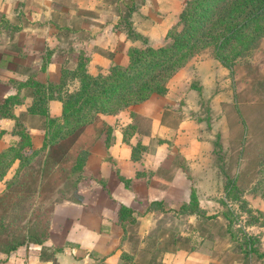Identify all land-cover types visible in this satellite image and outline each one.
I'll use <instances>...</instances> for the list:
<instances>
[{"label": "crops", "instance_id": "1", "mask_svg": "<svg viewBox=\"0 0 264 264\" xmlns=\"http://www.w3.org/2000/svg\"><path fill=\"white\" fill-rule=\"evenodd\" d=\"M169 1L146 0L134 15L138 31L155 48L165 44L167 33L182 10L183 0H174L175 7L168 10ZM112 4L108 0H0V25L9 21L21 27L15 34L8 26L0 27V101L16 94L14 83H24L31 78L43 83L58 82L64 66H77L81 52L90 58L92 74L99 70L107 72L112 63L128 65V50L139 47L140 43L128 40L120 28L121 14L116 5L113 4L116 13L110 11ZM104 5L109 11H104ZM152 6L155 11L150 10ZM161 8L168 10L167 15L158 13ZM68 34L76 40L63 41L62 36L68 37ZM66 43L68 50H64ZM52 66L59 68L55 76L43 78ZM207 67H210L207 62L203 67L196 66L201 81L204 79L202 71ZM189 68V64L186 65L170 80L167 95H155L128 111L105 117L115 127L116 139L109 151L105 137L94 146L82 181L90 182L91 186L80 187L81 198L77 201L59 199L61 202L51 211L50 237L44 244L30 243L9 257L0 255V264H124L122 255L129 253L126 248L129 239H125L124 229L115 216L120 203L134 211L139 245L151 242L154 251L166 242L167 250L156 258V264H246L245 255L234 250V242L226 233L228 221L219 214L217 190L206 185L215 181L220 189L222 183L214 142L200 139V126L192 117L176 118L175 111L173 114L170 109L176 105L177 97V92L171 91L172 84H176L180 73H192ZM176 86H180L179 82ZM196 93L191 90L189 95ZM29 103L28 98L26 105L17 109V115L25 113ZM50 111L54 116L60 115L61 103L52 101ZM132 112L151 120L152 134L142 138L139 132L129 145L124 142L123 128L133 122ZM28 127L31 132L34 130L35 146L41 147L44 131L43 135L37 133L41 126ZM12 128V121L2 123L6 133L0 134V152L17 141V137L11 135ZM173 133L175 137L171 140ZM155 136L160 137L156 142L153 141ZM138 143L145 146L147 152L136 162L132 159L131 145ZM148 156L150 164L146 161ZM112 163L118 165V176ZM139 171L146 175L137 178ZM119 174L130 180L129 187L120 180ZM166 175L173 179H168L173 181L168 189L164 186ZM2 188L3 183H0V191ZM174 188L180 190L174 192ZM191 188L196 189L192 194L197 195L200 207L216 218L201 221L197 216L175 212L191 201ZM153 202H163L164 212L149 211ZM256 207L264 212V199ZM218 225L221 234L207 230L208 226L212 230ZM252 227L256 226H248V229ZM258 227L264 229V226ZM172 234H176L177 239ZM173 239L175 243L171 246L168 243ZM208 244H211L209 248Z\"/></svg>", "mask_w": 264, "mask_h": 264}, {"label": "trees", "instance_id": "2", "mask_svg": "<svg viewBox=\"0 0 264 264\" xmlns=\"http://www.w3.org/2000/svg\"><path fill=\"white\" fill-rule=\"evenodd\" d=\"M108 1H112L121 14L120 28L128 40L140 43L139 47L128 50V65L112 63L107 72L99 70L97 74H92L89 71L90 58L81 52L77 66H64L58 82L43 83L31 78L24 83H14L16 94L0 101V134L6 133L2 130V123L12 121L11 135L17 137L15 143L0 152V183H3L0 191V255L9 257L20 247L30 243L42 245L49 239L52 210L43 211L44 206L39 202L44 193V185L53 174L57 185L65 177L68 192L71 189L78 190L85 179L84 169L92 145L77 151L74 159L63 156L64 163L56 162L61 168L56 163L55 168L50 165L55 150L75 140L83 131H90V128L98 130L93 143L105 137L106 146L110 149L116 139V129L105 119L106 116L128 111L155 95H167L170 80L192 58L198 56L209 53L211 59L219 61L232 73L243 72L252 66L249 58L255 51L261 50L264 41V0H183L177 22L169 29L165 44L158 48L153 47L135 25L134 15L146 0H142L143 3L130 0L125 14L120 4L123 1L126 3V0ZM2 26H8L13 34L21 30L18 24L9 21L1 22ZM253 82L254 88L264 90L262 77L255 75ZM28 98L30 103L22 114L26 117L39 116L44 120V142L39 148L34 144L23 115L16 113L19 107L26 105ZM52 101H59L62 105V112L58 116L51 114ZM239 113L243 126V155L247 121L240 109ZM131 117L133 122L123 128L124 142L129 145L131 139L140 132V122L144 119L134 112ZM222 138L221 134L216 137L214 156L218 160L217 168L226 198L221 201V205L226 208V212L221 213L228 221L226 233L234 242V250L245 255L246 264H251L254 257L263 261L261 236L250 234L237 226L239 213L229 209L228 204L240 203L241 211L253 216L246 223L247 227L264 226L261 218L255 217L248 201L244 199V194L250 190L259 193L264 199V153H259L260 161L256 171L260 179L249 189V183L245 185L240 175L231 174ZM131 147L132 159L141 161L147 148L140 143ZM69 161L71 164L65 165ZM145 175L144 171L137 172V178ZM119 177L127 187L130 186V180L120 174ZM60 190L63 196L60 200H67L64 196L66 192ZM153 210L164 212L163 202H153L149 211ZM175 212L197 216L201 221L216 218V215L209 216L200 207L196 194H192L191 201ZM258 213L264 216V212ZM115 216L117 223L124 229L125 239H129V226L138 225L134 211L120 203ZM172 236L177 239L176 234ZM174 243L175 239L168 244L172 246ZM148 245L152 246V243ZM160 245L155 254L167 250L165 241ZM155 254H152L148 264L156 261L158 256ZM122 258L124 264L134 260L130 253H124Z\"/></svg>", "mask_w": 264, "mask_h": 264}, {"label": "rangeland", "instance_id": "3", "mask_svg": "<svg viewBox=\"0 0 264 264\" xmlns=\"http://www.w3.org/2000/svg\"><path fill=\"white\" fill-rule=\"evenodd\" d=\"M185 1V0H184ZM130 0H126V3H121L120 7L122 9V13L125 14L127 11V3L130 4ZM139 3H143L142 0H137ZM159 3V0L158 2ZM183 3V2H182ZM114 4V3H113ZM111 5L110 11L112 13H116V10H114V5ZM175 1L170 0L169 1V7L166 9H172L174 8ZM144 5V4H143ZM104 11H106V5H104ZM158 9V8H157ZM161 12L158 13L165 16L167 15L166 9L161 8ZM150 10L155 11V7L152 6ZM109 11V10H107ZM118 12V11H117ZM148 12V10H147ZM172 13V12H171ZM170 14V13H169ZM168 17H172L171 15H168ZM66 38L68 40H76L75 37L70 36L68 34V37L62 36V40L65 41ZM86 38H84L85 40ZM69 45L68 43L64 44V50H68ZM250 64L252 66L250 68H246L243 72H236L232 73L231 71L227 70L219 61L211 59L210 55L208 53L202 56H198L195 58H192L186 65L189 64V70H191L192 73L187 74V72L180 73L178 81L176 84H172L174 88H172V93L177 92V97L175 98L176 105L172 106L170 109H172V113L176 114V118L178 117H192V121L196 122L200 126V139L205 141H216V137L218 135H222L223 144L225 147V154H226V160L230 165V171L232 175H240L241 179L244 181V184L247 185L249 189L257 182L259 181L260 177L256 175V171L258 169V163L260 161L259 153H264V90H259V88H254V76L256 77H262L264 79V41L261 47V50H257L254 52V54L249 58ZM209 63L210 67L206 68V71H202V74L204 75V85H202L203 81L200 80L199 72L197 71L196 66L199 65L203 67V63ZM212 63V64H211ZM208 69V70H207ZM59 70L58 66H52L48 69L47 73L43 75V78L46 77H54L56 72ZM95 70V68L93 69ZM256 71V72H255ZM258 72V74H256ZM180 84V86H176L177 84ZM248 83V84H247ZM177 87V88H176ZM191 90L196 91V94H193V96L189 95V92ZM241 110L242 116L247 121L246 126V134L244 138V153L242 155L241 149H242V139H243V126L240 121L239 117V109ZM182 111V113H181ZM192 113L193 115H191ZM18 115H21V112L18 113ZM23 115V114H22ZM144 118V117H143ZM23 119H25V122L28 125H31L32 127H37L40 125L41 127H38L37 133H42L43 135V122L44 120L39 116H30L28 117L23 115ZM39 123H38V122ZM90 131H83L75 140L70 142L69 144L55 150L53 152V156L50 159V165L55 168L54 163L57 161H61V164L64 157L68 156L75 158V155L77 151L82 149H87L89 146L92 145L91 154L94 149V146L100 141L101 139L97 140L93 143L94 138L98 134V130L90 128ZM140 136L144 138V136H151L152 134V123L151 120L148 118L142 119L140 122ZM34 131V130H33ZM32 131V132H33ZM31 132V134H32ZM34 135V134H33ZM44 136V135H43ZM175 137V134L173 133L171 136V140H173ZM96 139V138H95ZM160 139V137L155 136L153 138V141H157ZM162 139V138H161ZM166 140V139H165ZM162 139V141H165ZM215 146V144H214ZM110 149H108L109 151ZM90 154V156H91ZM89 156V157H90ZM179 157V156H177ZM108 158L111 159V155H108ZM71 159V160H72ZM146 161L148 164L151 163L150 156L147 157ZM217 159H216V165H217ZM219 163V162H218ZM71 161L65 165H70ZM57 167H62L61 165H58L56 163ZM112 168L114 172H116V175L118 176V165H115V163H112ZM64 169V168H63ZM57 177V174H56ZM64 179L60 180L61 184L57 185L55 182V175L53 174L51 178H49L48 181H46V185H44V193L42 195V200L40 199V204L44 206L42 209L43 211H49L50 209H54L55 204H57L59 199H61L63 196H61V190L64 193V196L67 200H73L77 201L79 200V192L81 186H91V183L89 182H81L78 186V190L71 189L69 192L67 190V186L65 184V177H62ZM166 182L164 183V186L166 189L173 186V181L169 182L168 179L169 176L166 175L165 177ZM170 180H173L172 178ZM208 182V181H206ZM213 184L210 185L209 183H206L208 187L215 188L217 190L216 194L217 196L215 199L217 200V204L220 206V213H225L226 208L221 205V201H223L225 198L223 194V185L221 183V188L219 189L218 184L215 181H212ZM171 183V184H170ZM177 186V184L175 185ZM247 187V186H246ZM219 189V190H218ZM176 190H180L178 188H174V192ZM183 190V189H181ZM181 192V191H180ZM196 192L195 188H191L190 190V196L192 193ZM63 195V194H62ZM212 197V195H211ZM81 198V197H80ZM219 199V200H218ZM244 199L248 201V204L251 207V211H253L256 215L255 217H259L262 220V223H264V216L260 215L259 208L255 205H259V201L263 199L259 193H255L254 191H249L246 194H244ZM216 205L215 203H213ZM232 205V206H231ZM229 209H234L236 213H239V222L237 226L239 227H245L248 231V233L253 235H259L262 239L263 244V250H264V229H260L259 227H252L251 230L248 229L246 226V223L249 222L253 216L248 215V213L242 212L240 208V203H229L228 204ZM212 211V215H214ZM116 215V211H115ZM222 217V216H221ZM222 219H224L222 217ZM175 221V220H174ZM138 225H132L129 226V234L127 238H129V241L126 242V248L128 249L130 256L133 257V261L129 260L127 264H148V261L151 259L150 257H153L152 254H155L156 249L153 251L151 246L148 244L146 245H139L137 242V229ZM207 227V230L210 232H214L215 234H221V229L218 226L215 228H209ZM239 234V233H238ZM240 235V234H239ZM211 244L207 245V248H209ZM144 247V248H143ZM240 251H238L239 253ZM156 256H160V253L155 254ZM157 261V260H156ZM155 261V264H156ZM154 264V263H153ZM253 264H264V261L258 260L256 257L253 259Z\"/></svg>", "mask_w": 264, "mask_h": 264}]
</instances>
